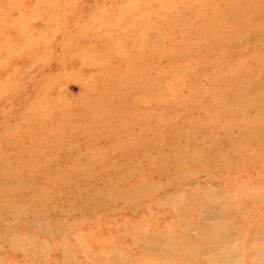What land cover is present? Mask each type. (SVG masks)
I'll use <instances>...</instances> for the list:
<instances>
[{
  "label": "rangeland",
  "instance_id": "rangeland-1",
  "mask_svg": "<svg viewBox=\"0 0 264 264\" xmlns=\"http://www.w3.org/2000/svg\"><path fill=\"white\" fill-rule=\"evenodd\" d=\"M263 132L264 0H0V264H264Z\"/></svg>",
  "mask_w": 264,
  "mask_h": 264
},
{
  "label": "bare ground",
  "instance_id": "bare-ground-1",
  "mask_svg": "<svg viewBox=\"0 0 264 264\" xmlns=\"http://www.w3.org/2000/svg\"><path fill=\"white\" fill-rule=\"evenodd\" d=\"M261 136H264V132ZM257 137H258V135H255L254 137H252V139H254V138L256 139Z\"/></svg>",
  "mask_w": 264,
  "mask_h": 264
}]
</instances>
